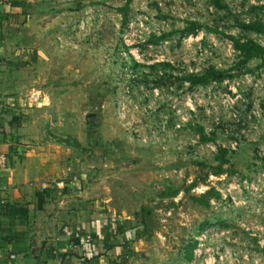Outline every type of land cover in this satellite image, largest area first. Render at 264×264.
I'll return each mask as SVG.
<instances>
[{"label": "rangeland", "instance_id": "1", "mask_svg": "<svg viewBox=\"0 0 264 264\" xmlns=\"http://www.w3.org/2000/svg\"><path fill=\"white\" fill-rule=\"evenodd\" d=\"M76 1L66 2L74 8L53 7L74 18L69 33L54 37L61 53L54 54L56 63L17 76L20 91L6 94L22 100L3 101L5 107L14 105L18 118L28 114L30 123L39 125L32 142L60 146L54 151L61 162L47 166L53 184L59 192H84L88 208L95 206L88 215L97 213L101 223L127 228L122 234L133 249L124 264H264V135L257 131L256 141L227 149L225 162L218 157L226 149L219 144L244 138L241 131L248 129L254 105L264 110V54L242 63L243 56L229 50L230 39L221 34L264 47V32L240 25L264 24V0H219L220 7L211 0H81L77 8ZM128 18L145 35L171 33L159 49L144 48L142 58L161 62L144 67L137 77L130 57L122 54ZM188 20L203 25L190 39L181 34ZM59 62L63 67L56 66ZM211 66L238 77L198 92L203 107L181 116L176 92L169 88L179 86L173 73ZM49 116L61 122L56 136L47 133ZM221 167L224 171L216 173ZM235 178L256 181L258 192H234L235 203L220 192L209 195L217 186L227 190ZM54 210L47 214L53 224L61 215Z\"/></svg>", "mask_w": 264, "mask_h": 264}, {"label": "crops", "instance_id": "2", "mask_svg": "<svg viewBox=\"0 0 264 264\" xmlns=\"http://www.w3.org/2000/svg\"><path fill=\"white\" fill-rule=\"evenodd\" d=\"M80 2H75L76 8ZM61 3L7 0L0 7V152L7 154L9 163L0 168V264H124L131 256L129 248L133 249V241L122 234L127 228L103 224L93 211L88 215L87 209L95 210V206L88 208L84 192H59L47 166L61 162L62 155L54 151L60 146L41 139L32 142L39 125L31 124L28 114L18 118L14 105L3 108L6 98L22 100L6 94L8 89L20 91L23 82L17 76L41 64L56 63L54 54L60 52L54 37L67 33V26L74 24L70 13L62 15L53 9ZM64 5L73 7L72 3ZM62 65L64 62L56 66ZM47 122L48 134L60 133V121L49 116ZM45 149L51 153L46 154ZM54 209L61 215L53 224L47 222V214ZM85 233L91 235V241L85 240Z\"/></svg>", "mask_w": 264, "mask_h": 264}, {"label": "built area", "instance_id": "3", "mask_svg": "<svg viewBox=\"0 0 264 264\" xmlns=\"http://www.w3.org/2000/svg\"><path fill=\"white\" fill-rule=\"evenodd\" d=\"M6 1L7 0H0V7ZM60 1H62L63 3H66V2H72L73 0H60ZM255 3H256V1H255ZM129 20H130V18H128V21L126 22L127 28L125 27L126 29L124 30V34H123L124 44L122 45V48H123L122 54L124 55V57H126V59H128V57H130V59H131L130 62H132V64H133L132 70L133 69L135 70V72H133L134 73L133 75L135 77H137V75L142 71V69H144V67H150V66L152 67L154 65H158L157 64L158 62H161V59H157L156 60L157 62H155L154 60L147 61V58L146 59L142 58V56H145V52H144L145 49H154V48L159 49V46L161 47L163 42L167 43L168 41H166L167 39H165V40H161L158 43L150 42L149 38L152 35L160 36L161 34L159 35V34L148 32V34L145 35L146 31L145 30L144 31L139 30L137 28L138 23H136V21L129 22ZM138 21H139V19H138ZM244 22L250 23V20H247ZM140 26H142V25L140 24ZM79 28H80V26H79ZM74 30H76V29H74ZM201 30H203V29H201ZM199 31H198V33H199ZM253 33H255L256 37L262 38V36L257 34L256 32H253ZM197 34H190V35H187V37H185V38L190 39L191 37H193L194 35H197ZM214 39L215 38L213 37V40ZM263 39H264V37H263ZM159 43H161V44H159ZM226 44H227L229 50L233 49V51H238V53L241 54L240 51L236 49L232 39L227 41ZM258 44L263 46V44H260V43H258ZM208 55H209V52L206 51L205 56L208 57ZM150 63H152V64H150ZM204 71H199L197 68L190 67L189 74L184 75L181 72L182 74H181V76H179V75L175 74V72L173 73L174 74L173 79L179 80V86L177 88V82H176V83L172 84L171 86H169V88H172L174 93L176 92L175 97H174V101H175L174 105L177 106V108L175 107L176 112L178 114H180L181 116H184L185 115L184 113L189 114V116H191L193 113L197 112V109L203 107L201 104L202 102L198 99V96H197L198 92H200L201 90H206V89L212 88L214 86H218V85H222V84H229L231 81H233V82L236 81V79L238 77L235 74H233V72H231L232 71L231 70V71H229V76L224 78V80H222V81L210 80L209 82L204 83V84H200V83L199 84H193L191 79L189 78V76L194 75V74H201ZM163 74H164V72L162 70L160 72L159 71L157 72V74L155 75L156 76L155 77V79H156L155 84H156V81L158 82V78L161 79L163 77ZM245 78L247 79V81L249 83L251 82L249 75H245ZM148 79H150V78H148ZM173 79L170 82H172ZM150 83L151 82H149L148 84H150ZM185 93H187V94L185 95ZM233 93H237L236 94L237 99L240 98L241 94L238 93L237 86H235L233 88ZM154 97L155 98L160 97V91L157 88L154 89ZM183 101H185V102H183ZM181 102H182V104H180ZM3 107H5L4 104H3ZM262 107L264 108V106H262ZM204 109L207 111V113L210 112V110L207 107ZM249 115H250L249 116L250 122L248 123V129L241 131L244 133V135H243L244 138L237 137V138H239L240 142H238V140L236 138L235 140L231 141L229 145H226L225 143L219 144L220 147L226 148V150L227 149H233L234 150L237 148V146H240V144L242 145L244 141H247V140L248 141L249 140L250 141H256V139L254 137L255 132L258 131L264 135V110L261 109L259 104H255ZM235 116L237 117V115H235ZM179 126L180 125H178L176 127H179ZM233 129L234 128H232L231 130H233ZM203 131H204V129H203ZM2 135H3L2 134V127L0 124V139L2 138ZM198 141H199V139L194 140L193 143L196 144ZM218 143H221V142H218ZM229 151H231V150H229ZM8 164L9 163H8L7 154L0 152V168H7ZM212 176H214V175H212ZM229 186L230 187L227 190H226V188L223 189V187L220 188L219 186H217L216 189H217V192H220L224 198L231 197L232 200H234V203H235V196L233 194L234 192H237L239 190L240 191L248 190V192L251 195H255L258 192L257 182L256 181L249 182L247 179L240 181V180H236V178H235L229 184ZM85 240L91 241L92 240L91 235L85 237ZM95 248H96V246H95Z\"/></svg>", "mask_w": 264, "mask_h": 264}, {"label": "trees", "instance_id": "4", "mask_svg": "<svg viewBox=\"0 0 264 264\" xmlns=\"http://www.w3.org/2000/svg\"><path fill=\"white\" fill-rule=\"evenodd\" d=\"M211 3H213L217 7L222 6V3H219V0H211ZM127 22V21H126ZM242 26V29L247 30V31H257V32H264V24L261 22H251V23H240ZM203 28L202 23H199L197 21H192L188 20L186 22L185 28L182 30L181 34L182 36H187L190 34H197L199 30ZM207 31H214L219 33L217 29H211V28H206ZM221 35L228 37L233 40L234 45L237 50L240 51L241 55L243 56L242 63H245L250 60L255 55H262L264 54V47L261 45L253 42V41H245L242 42L239 39L235 38L234 36H230L227 34L222 33ZM171 37V33H163L160 36L157 35H152L149 38L150 42L158 43L161 40H165L167 38ZM164 65H169V64H164ZM157 66V65H156ZM156 66H152L153 68ZM230 71V70H229ZM229 71L227 70H217L215 67L211 66L208 69H206L203 73L201 74H194L189 76L193 84H204L209 82L210 80H217V81H222L224 78L229 76ZM228 154V151L226 149H223L218 156L221 162L226 161V156ZM224 169L221 167L218 170H216V173H221L223 172ZM213 191V192H210ZM208 193L209 195H213L215 197L219 196V193L214 190H210ZM178 192H173L172 195H176ZM145 223H148L147 220Z\"/></svg>", "mask_w": 264, "mask_h": 264}]
</instances>
